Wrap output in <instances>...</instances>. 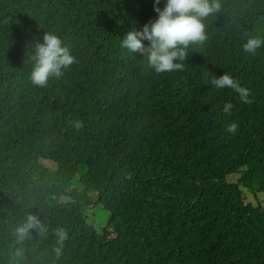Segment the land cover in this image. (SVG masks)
<instances>
[{"label":"trees","instance_id":"obj_1","mask_svg":"<svg viewBox=\"0 0 264 264\" xmlns=\"http://www.w3.org/2000/svg\"><path fill=\"white\" fill-rule=\"evenodd\" d=\"M219 3L182 66L155 72L121 46L153 0H0V264H264V205L244 199L264 191V43L242 49L264 40V0ZM46 32L74 60L37 86ZM223 73L247 103L210 85ZM92 192L113 239L87 221ZM28 213L45 230L18 243Z\"/></svg>","mask_w":264,"mask_h":264},{"label":"clouds","instance_id":"obj_2","mask_svg":"<svg viewBox=\"0 0 264 264\" xmlns=\"http://www.w3.org/2000/svg\"><path fill=\"white\" fill-rule=\"evenodd\" d=\"M159 0H153L154 19L145 22L140 28L129 29L121 39V46L131 52L146 57L147 63L155 72L180 68L178 62L185 57L186 47L190 43H198L205 39L204 19L220 8L219 0H164L159 7ZM264 43L259 37H249L242 45L245 52H253ZM74 58L68 48L62 45L59 37L52 32L42 35L41 41L34 45L33 66L30 79L34 85L43 86L49 77H59L62 69L67 68ZM210 85L217 90L231 89L238 94L244 103L248 102V90L242 87L228 73L214 76ZM230 102H225L222 111L227 114L231 109ZM235 122H229L224 130L234 133ZM32 230L43 232L44 226L35 215L28 213L13 229L15 240L20 243L30 238ZM57 243L66 238L63 228L55 230ZM53 252L59 254V248Z\"/></svg>","mask_w":264,"mask_h":264},{"label":"rangeland","instance_id":"obj_3","mask_svg":"<svg viewBox=\"0 0 264 264\" xmlns=\"http://www.w3.org/2000/svg\"><path fill=\"white\" fill-rule=\"evenodd\" d=\"M44 165L54 167L55 163L49 160H41ZM227 179L231 182L237 181L236 174H230L227 176ZM91 198L94 200L93 204L86 205L84 207V213L86 215L88 223L92 224L97 230H101L103 227H107L108 229V237L113 239L116 237L115 230L112 225H108L111 213L110 211L104 207L101 203H99L96 199V194L94 192L91 193ZM61 201H70L71 198L62 195L59 198ZM244 199L245 201H252L254 204L261 203L264 205V191L256 194L251 190L245 188L244 190Z\"/></svg>","mask_w":264,"mask_h":264}]
</instances>
